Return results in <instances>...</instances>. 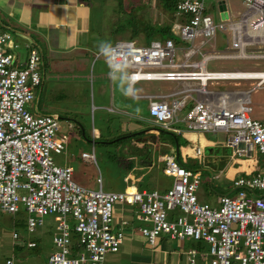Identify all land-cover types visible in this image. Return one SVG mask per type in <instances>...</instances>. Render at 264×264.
Masks as SVG:
<instances>
[{"label": "built area", "instance_id": "2783aa9c", "mask_svg": "<svg viewBox=\"0 0 264 264\" xmlns=\"http://www.w3.org/2000/svg\"><path fill=\"white\" fill-rule=\"evenodd\" d=\"M205 1L178 3L177 13L188 20L173 32L180 30L186 45L173 39L154 40L149 45L117 41L107 50L111 72L130 70L132 94L134 85L140 82L178 84L169 93L134 95L148 100L150 116L164 130H171L175 122L181 121L189 132L231 134L227 147L236 155L257 150L264 156V120L251 117L250 98L264 84L260 82L247 91L208 88L212 80H243L236 79L234 71H209L207 64L212 60L241 59L245 51L227 56L204 54L202 48L219 32L233 30L232 45L240 49L244 43L239 40L246 35L236 23L217 25L207 13ZM242 2L249 12L243 23L247 30L261 36L257 31L264 25V0ZM261 31L264 33V29ZM12 39L11 34L0 33V212L14 215L26 211L32 234L45 226L46 217L56 218L55 251L49 256V264H107V256L118 253L129 236L128 221H116L117 203L137 206L141 226L135 230L151 247H156L164 236L209 246L207 251L188 250L187 264H233V260L264 264V172L238 179L234 184L239 195L222 196L218 207L199 200L201 172L170 156L164 157L163 172L173 178V183L166 191L128 187L115 193L105 192L102 184L100 190L79 185L74 181V167L59 166L53 157L63 153L68 142V136L60 134L59 119L34 114L30 109L44 82L43 57L38 49L30 48L26 61L17 65L18 45ZM198 55L201 59L196 61ZM243 96L248 99L243 100ZM191 100L194 107L178 119ZM201 154V148H197L196 156ZM83 159L96 163L94 154L84 153ZM13 237L19 239L18 234ZM37 246L35 241L28 243L29 248ZM6 264L14 262L9 259Z\"/></svg>", "mask_w": 264, "mask_h": 264}, {"label": "rangeland", "instance_id": "374dc122", "mask_svg": "<svg viewBox=\"0 0 264 264\" xmlns=\"http://www.w3.org/2000/svg\"><path fill=\"white\" fill-rule=\"evenodd\" d=\"M98 2L100 6H96L95 4L93 6V13L94 16H99V20H103V25L96 21L98 24L97 32L106 33V39L107 37L108 39H113V43L117 42V40H128L127 36H129V32H132L133 27L143 26L145 22L164 25L172 20H175L174 22L177 21L173 14L163 9L162 4L158 0H98ZM221 2H224L228 8L226 12L221 11ZM205 7L207 13L213 17L217 25L233 22L242 26V31L246 36L239 41L247 44V46L242 44L243 46L240 49L234 47L232 45L234 31L219 32L215 39L211 40L207 46L202 48V53L238 56L241 54V50L244 49L245 53L243 55L242 52V56H245V58L212 60L209 62L208 69L213 71L264 72V33H260L261 36L258 34L254 35L252 31L247 30V24L243 23V21L245 13L247 15L249 12L246 10L242 0H206ZM99 10L103 11V17L98 13ZM135 19L137 21L133 23ZM120 24L128 27L129 32L126 31L117 34L115 31ZM177 25L178 23L175 24V29H177ZM155 39L165 40V38L159 36ZM174 40L179 45L187 44L181 39L180 30L174 35ZM134 42L138 45H149L143 32L139 34V39H136ZM17 45V52L21 48L23 50L25 49L23 45L21 47L19 44ZM107 58L108 54H104L96 61L94 59L92 62H85L84 69L86 68L87 72L82 77H79L80 83L76 82L75 79L66 83V88L61 92L65 98L63 101H57L59 90L53 82L58 80V76H52V73H48V82L42 87L46 89L51 99L46 101L44 99L45 95L41 99L39 97L38 105L41 111L39 115H45L42 113L47 112L61 117L62 119L59 120L60 134L68 136L66 150L61 154H54V160L59 166L72 165L75 169L74 181L90 190H100V184H102V189L105 192H124L129 185H136L141 191L143 189L153 191L151 188L158 181L163 182L169 188L172 186L173 178L164 174V166L159 161L160 153L169 151L168 144L166 143L168 138L167 136L163 137L167 141L158 146L159 152L157 150L154 152L153 150L150 151L149 147L146 149L139 147L141 144H145L143 141L138 142V140H126L123 138L129 129L140 133L149 128L147 123L140 124L142 119L140 121L137 120L138 116L139 118L150 117L148 109L149 102L148 100H140L137 101L140 103L139 105L134 106V104H131L132 107L128 106L127 111L129 113L133 112V114L131 113L132 115H121L116 111L113 112L110 110L112 109V91L111 80L106 77L108 74ZM128 71L130 74V70ZM128 71L125 70L119 74L126 78V81L122 85L124 90L128 84ZM86 74L87 76H85ZM243 80L246 82V79ZM223 82L225 83L227 81ZM230 82L235 83V86L233 85L231 87L227 85L226 87H220V81L218 80L209 81L208 85L210 88L220 87V91H235L236 89L247 91L257 87L259 84L258 80L247 82V86H244L245 84H243L244 82L242 80ZM163 84L167 83L141 82L136 86V92H139L138 87L140 86L152 88ZM117 93L118 91L115 92V94ZM126 93L129 94L128 90ZM251 103L253 108L251 117L263 121L264 86L251 94ZM100 106L102 107L100 108ZM32 113L35 114L33 110ZM123 119L131 121L132 126H127V123ZM93 129L99 131V137H94ZM230 135L225 133L201 134L200 137L202 136V138H197L192 143V152H188L187 148L181 149V164L187 168L201 171V169H204V158L207 153L209 154V150L206 148L211 149L207 143H213L212 147H220L223 150L227 147ZM143 140H146V137H143ZM199 147L203 152V156H191ZM83 153L94 154L96 156V163L83 159ZM256 159L264 160L263 156L257 150L253 152L252 158L236 157V160L242 165V168L252 166L256 162ZM149 160L153 164L151 171L143 166V162H148ZM201 175V190L205 191L209 196L217 195L219 190H224L220 188L217 191L212 190L211 174L202 171ZM127 177L131 178L132 181L127 182ZM238 195L239 191L232 196L236 197ZM137 210V206L130 207L117 203L114 208V213L116 217L122 214L126 215L130 212L136 213L137 216ZM29 217L30 215L24 210L14 215L0 212V264H6L9 259L13 260L14 264H49V256L55 251L53 236L56 232L57 220L52 216L46 217L45 226L32 234L27 227ZM69 220L73 222L71 216H69ZM140 226L141 223L135 220L133 227L138 228ZM14 234H18L19 239H14ZM32 241L37 242V248L29 249L26 246V244L28 245ZM181 242L185 244L186 247L184 250L187 252L190 249L199 250L200 247H203L204 251L209 250V246L205 242L199 243L192 239L177 241L175 243L177 246L173 247L176 249L180 248L179 243ZM17 246H25V248L18 250ZM137 248L141 250V254L145 250L148 252L152 251V249L145 248V243L128 239L118 253L107 256V264H132V261H138V258L132 257ZM233 264H240V262L233 260Z\"/></svg>", "mask_w": 264, "mask_h": 264}, {"label": "crops", "instance_id": "0c3cea01", "mask_svg": "<svg viewBox=\"0 0 264 264\" xmlns=\"http://www.w3.org/2000/svg\"><path fill=\"white\" fill-rule=\"evenodd\" d=\"M95 4L96 6H100L98 0H0V33L5 32L11 34L13 37L12 43L14 42L15 44H19L20 47L23 45L25 48L24 50L21 48V50L17 52V65H21L26 61L30 48L38 49L40 51L41 56L43 57V65L41 71L43 73L44 82L42 86L44 84L46 85V82H48L47 75L49 72L52 73V76H58V80L53 81L59 90V94L57 95V101L65 100L61 92L63 89L66 88L65 85L67 82L69 83L73 81V79H75L76 82L80 83L79 77H82L87 72V69H84V63L87 61L92 62L94 61V59L96 61L101 58V56H103L104 54H108L107 49L112 44H114V41H112L113 39H108V37L106 39V33L103 34L97 32L98 24L96 23V21L100 22V24L103 25V20H99V16H94L93 6ZM99 12L101 11L99 10ZM101 17H103V15ZM217 43L219 42L217 41ZM182 56V53H180L179 58ZM200 59L201 56L199 55L195 58L196 61ZM107 64L108 74L106 75V77L111 80L112 91V109L110 110L113 112L116 111L121 115H132L133 112H131L132 114L129 113L127 111V107H132L131 104L137 106L140 104L137 101L146 100L137 98L134 95L139 96L146 94L169 93L178 87V84L173 82H162L167 84L152 88L140 86L138 87L139 92H136V86L140 84V82L134 85V94H132L129 79V71L126 70L128 71V84L127 86H125L124 90L122 85L126 81V78L123 75H119L123 71L112 74L108 58ZM208 66L209 63L207 64V69ZM85 76H87V74ZM242 81L244 82L243 84H245L244 86H247V82L256 80L248 78L246 79V82L244 80ZM258 81L260 83L261 80ZM227 82H220L219 86H235V83L230 81ZM42 86L38 89L36 100L34 101V103L31 104L30 107L31 111L33 110L35 114L41 113L38 105L39 97L41 99L45 95L44 99L46 101L51 99V97L47 94L46 89ZM220 87L210 88V86L208 85L209 90L212 91H220ZM127 90L129 94L126 93ZM237 90L238 89H236L235 91ZM117 91L118 93L115 94V92ZM244 98L245 97L243 96L242 99L244 100ZM194 104L195 102L191 100L183 109V111L179 114L178 119H182L187 113V111H190L194 107ZM101 107L102 106H100V108ZM42 114L52 115L47 112ZM53 116L57 117V115ZM140 119H142L140 124L147 123L149 125V128L140 133L134 132L132 129H129L126 135L123 136V138H125L126 140H138V142L143 141L145 142V144H141L139 147H142L144 149L149 147L150 151L153 150L154 152L155 150H157L159 152L160 150L158 149V146H160L161 143L163 144L167 141L163 138L164 136H167L168 141L166 143L168 144L169 151H167L166 153H160L159 155V161L163 166H165L164 157L167 156L174 157L178 162L181 163V149L187 148L188 152H192V143L196 141L197 138L201 139V134H208L189 132L186 127V124L181 121L175 122L171 130H164L159 124H157L156 120L153 119L151 116L145 118H139L138 116L137 120L140 121ZM123 121L127 123V126H132L131 121L127 119H123ZM176 130H181L182 132L178 134ZM93 131L95 138L100 136V133L97 129H93ZM143 137H146V140H143ZM207 144H209L211 149L206 148L207 150H209V154L207 153L204 158V169L198 171H203L211 174L210 176L212 190L217 191L218 188L224 190H219V193L217 195L209 196L207 193H205V191L200 189L198 196L201 202L207 203L214 207H218L220 205L219 200L222 196H232L236 194L237 191H239V189H237L234 184L238 179L249 176H255L264 172V160L256 159V162H254L252 166L242 168V165L239 164V162L236 160V157L252 158L253 153L246 154L245 156H239L236 155L233 149H230L228 147L221 150L220 147H212L213 143ZM191 156L201 157L203 156V152L200 156H196V152L191 154ZM143 166L148 168L149 171H151V168H153L151 160H149L148 162H143ZM126 181L130 182L132 181V179L127 177ZM216 184H218V186H216ZM128 187L137 186L129 185L127 186V188ZM169 188L166 187L163 182L158 181L155 185H153L151 189L158 191H166ZM123 220H126L129 223V225L127 226V233L129 235L127 240L131 239L132 241H141L145 243V248L147 247L149 249H152L151 252L145 250L142 251L141 254V250L137 248L134 251L135 254L133 253L132 257L136 259L138 258V261H132V264L188 263L186 255L187 251L184 250L186 246L182 242L179 243L180 248L176 249L173 246H177V244H175L177 241H173L168 236H164L159 240L156 247H151L148 245L147 242H145V238H143L141 234L139 235V233L135 230L136 228L133 227L135 220L137 221V216L134 212H130L126 215L122 214L121 216L116 217V221L118 224H120Z\"/></svg>", "mask_w": 264, "mask_h": 264}, {"label": "trees", "instance_id": "16d2710c", "mask_svg": "<svg viewBox=\"0 0 264 264\" xmlns=\"http://www.w3.org/2000/svg\"><path fill=\"white\" fill-rule=\"evenodd\" d=\"M158 1L162 4V7L166 12L173 14V16L176 17V19H177L176 22H174L175 20L174 21L172 20L168 24H164V25L152 24L150 22H145V24L143 26L139 25V26H136L135 28L133 27L132 32L128 31V27L122 26V24H120L119 27H117L115 32H117V34L118 33L120 34V33H124L126 31H128L130 34L127 37H128V40H131V41H135L136 39L138 40L139 34L141 32H143L145 34V38L148 40L149 44L152 41L156 40L155 38L157 36L163 37V38H165V40H167V39H173L174 40L175 33L173 32V29H174L175 24H177V23L183 24L186 22V20H188V18H186V16L179 15L177 13V6H178V3L180 0H158ZM98 13L102 16V11L98 12ZM135 18L138 19L137 17H135ZM136 19L133 21V23H136V21H137ZM140 23H142V22H140ZM159 40H161V39H159ZM162 41H164V40H162ZM26 246L28 247L27 244H26ZM24 248H25V246H17L18 250H22ZM29 249H35V248H29ZM199 249H202V247H200Z\"/></svg>", "mask_w": 264, "mask_h": 264}, {"label": "bare ground", "instance_id": "6f19581e", "mask_svg": "<svg viewBox=\"0 0 264 264\" xmlns=\"http://www.w3.org/2000/svg\"><path fill=\"white\" fill-rule=\"evenodd\" d=\"M261 29H264V25L261 26L257 32L262 33ZM241 58H245V56H242ZM234 77L236 79H238V78H246V79L250 78V79H255V80H261L260 82L262 83V85L264 84V72H258V73H254V72L240 73V72H238ZM245 99L246 100L248 99L247 96L245 97Z\"/></svg>", "mask_w": 264, "mask_h": 264}, {"label": "water", "instance_id": "95a60500", "mask_svg": "<svg viewBox=\"0 0 264 264\" xmlns=\"http://www.w3.org/2000/svg\"><path fill=\"white\" fill-rule=\"evenodd\" d=\"M220 9H221V11L222 12H225V11H227V8H226V5H225V3L224 2H221L220 3ZM57 118L59 119V120H61L62 118L61 117H59V116H57ZM240 148H244V145L243 144H241L240 145Z\"/></svg>", "mask_w": 264, "mask_h": 264}]
</instances>
